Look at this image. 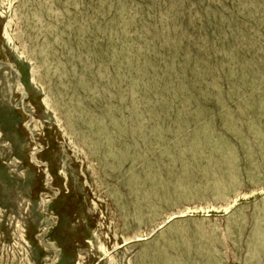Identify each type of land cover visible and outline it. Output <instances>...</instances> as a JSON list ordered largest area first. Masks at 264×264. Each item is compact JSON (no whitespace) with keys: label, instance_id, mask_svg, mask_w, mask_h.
Wrapping results in <instances>:
<instances>
[{"label":"rangeland","instance_id":"obj_1","mask_svg":"<svg viewBox=\"0 0 264 264\" xmlns=\"http://www.w3.org/2000/svg\"><path fill=\"white\" fill-rule=\"evenodd\" d=\"M0 264H264V0H0Z\"/></svg>","mask_w":264,"mask_h":264}]
</instances>
